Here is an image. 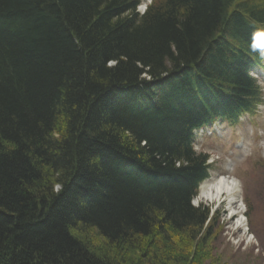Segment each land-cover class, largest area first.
Segmentation results:
<instances>
[{
    "label": "trees",
    "instance_id": "16d2710c",
    "mask_svg": "<svg viewBox=\"0 0 264 264\" xmlns=\"http://www.w3.org/2000/svg\"><path fill=\"white\" fill-rule=\"evenodd\" d=\"M139 2L0 0V264H188L179 238L206 253L217 216L193 205L188 138L244 104L264 0Z\"/></svg>",
    "mask_w": 264,
    "mask_h": 264
},
{
    "label": "rangeland",
    "instance_id": "374dc122",
    "mask_svg": "<svg viewBox=\"0 0 264 264\" xmlns=\"http://www.w3.org/2000/svg\"><path fill=\"white\" fill-rule=\"evenodd\" d=\"M241 126L242 124L237 125L236 128L226 127L223 131V139L214 138L211 142L216 141V143H205L202 150L209 154L212 153V159L216 161L214 172H226L232 161L231 173L240 183L241 204L245 198L251 200L253 204L250 219L246 215L248 210L246 205L241 207L240 214L246 217L247 234L249 235L246 236L233 227L238 217L231 216L229 207L225 203L215 205L197 196L194 205L202 204L209 207L211 214L214 213L217 219L213 226L214 234L209 236L207 243L204 242L202 246L206 253L200 254L201 251L198 250L199 247L197 248L199 241L197 243L185 241L184 246L182 239H178L181 246L179 251L188 255V264H264V194L261 196L262 184H258L260 181H257L260 178L258 164L264 162V150L247 142L248 138L241 132ZM244 138L246 142L243 148L235 149L237 141ZM172 240H176L174 234Z\"/></svg>",
    "mask_w": 264,
    "mask_h": 264
},
{
    "label": "bare ground",
    "instance_id": "6f19581e",
    "mask_svg": "<svg viewBox=\"0 0 264 264\" xmlns=\"http://www.w3.org/2000/svg\"><path fill=\"white\" fill-rule=\"evenodd\" d=\"M192 152L194 151L192 150L191 153ZM195 156L196 154H191V158ZM238 188L239 182H237L234 177H231L228 174L221 175L206 180L201 186L197 195L199 199L204 200L207 203H225L229 207L231 215L238 217V219L233 224V227L237 228L240 233L242 232L244 235L248 236L249 234H247L248 228L246 227L247 224L245 218L243 214L240 216L242 208L240 204L241 195L238 193ZM89 232L90 234L88 236L79 233L81 237L85 236L84 238H81V242L89 246L94 252L102 254L103 251L99 249V247H104L101 245L104 242V240L101 238L102 236L94 231ZM158 234L160 236L162 235L161 237H167L166 234H160V232H158Z\"/></svg>",
    "mask_w": 264,
    "mask_h": 264
},
{
    "label": "clouds",
    "instance_id": "9594fccd",
    "mask_svg": "<svg viewBox=\"0 0 264 264\" xmlns=\"http://www.w3.org/2000/svg\"><path fill=\"white\" fill-rule=\"evenodd\" d=\"M259 130V131H257ZM241 132L247 135L248 141L255 144L257 135L262 138L259 141L260 146H264V108L257 107L253 113L249 114L248 123L246 126H241ZM244 146V141L241 142V147Z\"/></svg>",
    "mask_w": 264,
    "mask_h": 264
}]
</instances>
